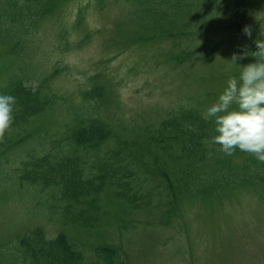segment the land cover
<instances>
[{"label":"trees","instance_id":"trees-1","mask_svg":"<svg viewBox=\"0 0 264 264\" xmlns=\"http://www.w3.org/2000/svg\"><path fill=\"white\" fill-rule=\"evenodd\" d=\"M71 1L0 0V93L16 97L12 128L0 141V166L32 137L39 141L38 132L45 128V141L40 140L38 151L20 155L15 171L21 187L27 183L49 190L52 202L47 209L52 215L44 219L51 218L59 228L50 235L44 225L32 226L18 234L10 248L17 264H129L124 241L112 233L136 228L133 213L145 214L149 228L186 229L185 215L197 204L200 211L212 204L221 207L244 185L264 181V163L239 149L228 156L207 142L215 135L212 119L201 115L207 100L202 105L181 101L162 111L154 108L147 122L129 124L123 119L120 82L100 64L85 76L84 84L73 81L71 92H61L58 79L73 75L70 66L60 61L42 71L34 59L41 28L49 20L55 19L56 44L64 50L92 40L90 12L101 18L114 12L109 41L117 49L137 45L157 52L165 45L174 51L179 38L189 35L188 28L169 15L178 0H88L67 26L59 13ZM231 1L233 21L238 9L244 14L247 0ZM209 4L200 0L192 6ZM184 5L188 7L186 1ZM73 32L79 35L75 43ZM198 46L190 52L188 45L182 57L155 56L174 67L190 59L202 61L192 56ZM250 58L253 63L255 57ZM53 125L61 130L50 135L47 128ZM109 199L112 207L103 208Z\"/></svg>","mask_w":264,"mask_h":264},{"label":"rangeland","instance_id":"rangeland-1","mask_svg":"<svg viewBox=\"0 0 264 264\" xmlns=\"http://www.w3.org/2000/svg\"><path fill=\"white\" fill-rule=\"evenodd\" d=\"M87 1L72 0L59 13L61 21L67 26L71 25L78 7ZM185 1L188 7L184 5ZM209 1V7L203 5L201 9H197L192 4L198 5L200 0H178L173 9L169 10V15L179 23L182 22L188 28L189 35L179 38V49L173 51L165 45H161V50L156 49L166 57L170 53L182 57L184 54L181 51L188 45L192 52L199 44L201 48L196 53L193 52L192 56L202 57V61L190 59L174 67L165 57L155 56L157 52L151 47L134 45L125 49L113 48V40L109 39L110 30L114 26L109 19L114 18V12H109L104 18L98 13L90 12L88 20L95 34L84 47L71 48L72 50L59 48L58 42L56 44L59 27L55 25V19L49 20L41 28V38L34 59L38 65H43L42 71H49L60 61L61 66H70L73 75L60 77L57 82L62 87L61 92L66 93L72 91L73 81L84 84L85 76L100 64L99 68L120 82L118 90L124 105L123 119L129 124L145 123L154 108L162 111L181 101L202 105L207 100L209 104L218 98L227 86L228 79L240 73V67L251 63V52H254L251 42L254 46L256 39H264L260 35L261 27L264 28V0H247L244 14L235 7L237 11L233 21L231 9L234 11V8L231 0ZM210 25L218 28L210 29ZM245 26L251 28V37L243 31ZM99 30L100 34L107 36H100ZM73 33L71 43L79 38L78 33ZM241 51L248 52L249 55L237 60L238 66L232 64L233 54ZM53 127L54 125L47 128L50 135L55 134ZM44 129L41 128L38 132L41 138L44 136ZM56 130L61 129L56 128L54 131ZM41 138L42 143L45 139ZM40 140L32 137L20 148H15L8 156L9 162L0 166L1 264H17L10 246L15 237L28 228L44 225L50 235L59 230L57 224L51 222V218L44 219L52 215L47 209L52 202L49 190L43 191L27 183L21 187L17 181L15 170L19 167L21 156L25 157L24 153L33 149L38 151ZM112 203L114 202L109 199V203L103 208L112 207ZM200 208L197 204L193 211L185 215L186 229L161 226L149 228L144 220L145 214L138 215L135 212L132 219L138 221L135 222L136 228L130 226L132 228L128 230L112 234L124 241L129 264H264V181L244 185L221 207L212 204L209 210L203 207L200 211ZM70 234L72 236L71 232ZM85 247L91 256L90 245L86 243Z\"/></svg>","mask_w":264,"mask_h":264},{"label":"clouds","instance_id":"clouds-1","mask_svg":"<svg viewBox=\"0 0 264 264\" xmlns=\"http://www.w3.org/2000/svg\"><path fill=\"white\" fill-rule=\"evenodd\" d=\"M251 37V28L245 26ZM260 35L264 37V28ZM257 50L251 52L253 63L241 68L239 77H230L218 98L201 113L205 120L212 119L215 135L207 141L219 145V150L231 156L237 149L251 153L264 163V39L255 40ZM248 52L233 54L231 63L243 59ZM238 66V65H237ZM16 97L0 93V141L5 138L14 122Z\"/></svg>","mask_w":264,"mask_h":264}]
</instances>
